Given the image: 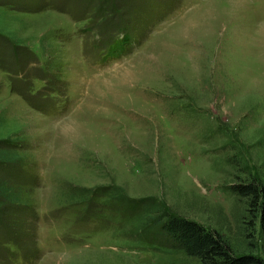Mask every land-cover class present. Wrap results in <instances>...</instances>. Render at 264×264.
<instances>
[{
  "label": "rangeland",
  "instance_id": "rangeland-1",
  "mask_svg": "<svg viewBox=\"0 0 264 264\" xmlns=\"http://www.w3.org/2000/svg\"><path fill=\"white\" fill-rule=\"evenodd\" d=\"M264 0H0V264L264 258Z\"/></svg>",
  "mask_w": 264,
  "mask_h": 264
},
{
  "label": "trees",
  "instance_id": "trees-1",
  "mask_svg": "<svg viewBox=\"0 0 264 264\" xmlns=\"http://www.w3.org/2000/svg\"><path fill=\"white\" fill-rule=\"evenodd\" d=\"M231 191L237 198H245L248 206L256 207L264 233V188L248 181L232 185ZM162 228L176 247L202 264H264V258L253 252L231 253L220 236L183 216H169L163 221Z\"/></svg>",
  "mask_w": 264,
  "mask_h": 264
}]
</instances>
